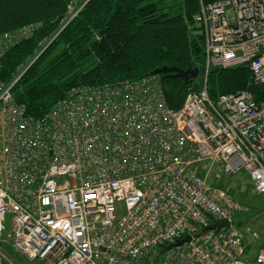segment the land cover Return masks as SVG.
<instances>
[{
  "label": "built area",
  "instance_id": "2783aa9c",
  "mask_svg": "<svg viewBox=\"0 0 264 264\" xmlns=\"http://www.w3.org/2000/svg\"><path fill=\"white\" fill-rule=\"evenodd\" d=\"M87 1H68L59 31ZM192 19L204 70L177 109L149 76L74 87L29 115L12 88L42 51L0 80V246L11 214V247L39 264H264L233 224L245 207L201 175L244 170L264 195V101L248 90L213 100L207 82L212 67L246 65L264 88V0H200ZM32 31L1 33L0 61ZM219 219L229 227L203 231Z\"/></svg>",
  "mask_w": 264,
  "mask_h": 264
},
{
  "label": "trees",
  "instance_id": "16d2710c",
  "mask_svg": "<svg viewBox=\"0 0 264 264\" xmlns=\"http://www.w3.org/2000/svg\"><path fill=\"white\" fill-rule=\"evenodd\" d=\"M68 1L0 0V34L33 26L28 38L3 55L0 80L9 83L42 51L12 88L29 115L43 116L74 87L149 77L163 65L199 69L200 78L187 84L170 74L157 75L170 108H179L188 91L198 90L204 70L203 32L192 16L199 0H88L59 31ZM207 82L213 100L248 90L256 101H264V88L253 83L246 65L212 67Z\"/></svg>",
  "mask_w": 264,
  "mask_h": 264
},
{
  "label": "rangeland",
  "instance_id": "374dc122",
  "mask_svg": "<svg viewBox=\"0 0 264 264\" xmlns=\"http://www.w3.org/2000/svg\"><path fill=\"white\" fill-rule=\"evenodd\" d=\"M207 167L208 164H206L201 175H205L207 172V179L211 185L222 190L245 207L242 211H237L234 214L233 224L241 230L244 245L247 249V259H250L264 247V195L254 192L248 174L244 170L226 175L220 165L215 164L209 170ZM122 213V207H118V214ZM10 219L11 214H7L0 246L2 249L0 250L3 251L6 258L0 257V264H39L38 261L31 262L21 257L11 247L8 236L11 230Z\"/></svg>",
  "mask_w": 264,
  "mask_h": 264
},
{
  "label": "water",
  "instance_id": "95a60500",
  "mask_svg": "<svg viewBox=\"0 0 264 264\" xmlns=\"http://www.w3.org/2000/svg\"><path fill=\"white\" fill-rule=\"evenodd\" d=\"M159 74H170V76L175 77V78H180L183 80L184 84H187L191 80H196L199 76V69L197 67H192L189 66L186 69H181L176 66H166L163 65L161 67H157L150 71L149 76H157ZM230 225L229 221L225 219H219V220H214L212 223L207 225L205 228H203V231L208 230V229H218L220 227H225L228 228ZM190 237L185 236L183 239H179L175 241L172 245L177 246L185 241H189Z\"/></svg>",
  "mask_w": 264,
  "mask_h": 264
}]
</instances>
